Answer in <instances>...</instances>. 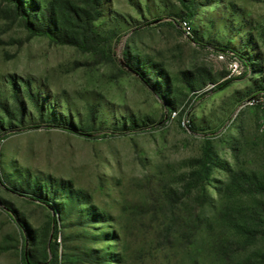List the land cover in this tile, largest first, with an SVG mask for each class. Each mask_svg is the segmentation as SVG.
I'll use <instances>...</instances> for the list:
<instances>
[{"label":"rangeland","instance_id":"374dc122","mask_svg":"<svg viewBox=\"0 0 264 264\" xmlns=\"http://www.w3.org/2000/svg\"><path fill=\"white\" fill-rule=\"evenodd\" d=\"M193 2L189 17L181 0H101L97 41L80 48L30 33L0 0V102L14 112L17 90L23 107L20 121L0 106V264H91L80 261L90 248L110 252L107 264H218L178 233L164 238V200L180 218L211 215L229 171L264 173V0ZM148 63L175 107L138 76ZM189 72L214 81L189 90ZM22 177L66 188L43 204ZM71 190L82 202L63 214Z\"/></svg>","mask_w":264,"mask_h":264},{"label":"trees","instance_id":"16d2710c","mask_svg":"<svg viewBox=\"0 0 264 264\" xmlns=\"http://www.w3.org/2000/svg\"><path fill=\"white\" fill-rule=\"evenodd\" d=\"M11 3L14 12L20 16L25 28L32 34L43 35L51 41L59 44H68L80 48L93 47L98 35L93 30V22L101 13V0H84V5L76 4L70 0L41 1V0H3ZM184 7L188 8L187 16L194 15L193 0H181ZM264 39V31L262 32ZM223 50V49H222ZM128 64H130L128 62ZM144 64V62H143ZM142 67V78L145 83H150L154 78V89L159 95H167L166 104L176 106V99L171 91L170 83L164 76L160 79L156 76L153 65L148 63ZM186 88L194 90L203 85L206 80L214 81L208 73L189 72L184 77ZM25 84V92L37 104V96L32 93L28 83ZM224 83H221L222 85ZM263 86L260 88L264 89ZM15 107L14 112H9L6 104L0 102L11 118L20 121L23 118L22 98L17 90H13ZM264 94V91H260ZM257 96V95H256ZM51 110V109H50ZM96 111L90 110V117L95 118ZM48 118L50 113H48ZM68 118H63L66 122ZM8 126H12L10 120L6 121ZM4 122L0 119V127ZM125 121L120 123L121 128H125ZM133 130L137 129L138 123L130 121L129 126ZM67 128V127H66ZM70 129V128H68ZM72 130V129H70ZM86 134V133H85ZM210 158L209 154H204L200 165L205 166ZM223 167L222 163H218ZM218 166V165H217ZM201 171H199L200 173ZM196 172V174H199ZM203 173V171H202ZM34 180L21 178L18 187H22L25 192L40 198V202L48 204L56 200L59 194L66 188L64 184L57 183L53 186L49 179L41 185H37ZM212 186V185H211ZM218 197L217 205L211 215L201 214V210L189 218H180L176 215V203L172 197L164 200L169 220L163 228V236L169 238L172 233H178L177 238H182L184 244L198 252L208 250L212 252L218 264H264V173L257 171H245L234 169L229 171L225 182L215 184ZM82 193L78 190H71L65 194V201L60 203L63 214L81 204ZM202 206V205H201ZM89 211L90 208H86ZM105 214L103 212L94 213V220H101ZM52 226L55 227V219L51 217ZM104 235H107L104 233ZM100 238H106L101 236ZM80 261L91 264H107L111 261V253L101 249L90 248L80 252ZM33 258V256H32ZM29 262L37 264L36 260L28 257ZM193 264L197 261L192 259Z\"/></svg>","mask_w":264,"mask_h":264},{"label":"built area","instance_id":"2783aa9c","mask_svg":"<svg viewBox=\"0 0 264 264\" xmlns=\"http://www.w3.org/2000/svg\"><path fill=\"white\" fill-rule=\"evenodd\" d=\"M179 25L181 26L182 29L186 30L185 33H189V31H188L189 26H188V23L186 21H184V20L180 21ZM230 66L232 67L233 70H236L237 69V62L236 61H232L230 63ZM182 124H184V123L182 122Z\"/></svg>","mask_w":264,"mask_h":264}]
</instances>
